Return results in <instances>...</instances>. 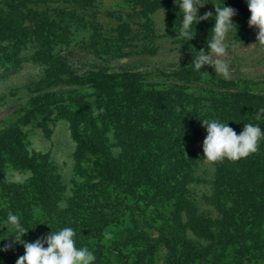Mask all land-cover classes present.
<instances>
[{
    "label": "rangeland",
    "instance_id": "rangeland-1",
    "mask_svg": "<svg viewBox=\"0 0 264 264\" xmlns=\"http://www.w3.org/2000/svg\"><path fill=\"white\" fill-rule=\"evenodd\" d=\"M19 2L25 5L22 13L14 11ZM225 3L236 9L233 20L237 25L236 34L230 35L237 46L229 48L223 57L229 65L227 75L215 72L211 65H205L202 70L191 65L194 49L204 48L207 51L205 42L213 20L210 17L198 23L196 36L188 43L186 38L178 35L175 38L180 22L173 0H0V223L9 211L20 214L30 228L22 238L31 242L45 238L51 229L58 230L63 226L74 228L75 224L63 216L66 209L75 214L74 219L84 216L91 219V227L97 223L103 225L102 215H105L104 218L116 215L123 221V226L110 224L102 232L105 235L103 239L91 231L76 232L77 246L86 243L94 254L99 248L95 246L97 241L102 239L101 242L110 245L117 240L120 231L126 234L133 224H140L139 229L144 236L151 235L150 239L159 237L160 225H156L162 221L156 218L159 216L162 219V214L171 211L174 203L161 204L158 198L153 203L147 197H152L153 191L146 194L144 189L140 194L146 198L144 203L147 208L143 207L141 214L135 211L133 216L139 223L133 220V210L129 211L125 205L132 204L134 200L125 191V183H122L127 181L130 157L127 148L117 141L112 127L106 126L103 138L98 132L89 136L91 139L84 140L96 143L94 146L100 145L99 152H84L83 155L77 152L78 141L73 134L71 117L87 105L92 112L95 111L98 91L88 82L92 81L88 76V67L94 64L104 65L105 73L115 75L113 81L108 80L112 88L107 87L110 90L107 93L111 92L113 100L124 90L121 75L131 73L142 78L139 82L148 83L147 88L155 91L157 102L169 101L172 105L183 102L177 110L178 114L187 115L189 111L190 116L195 113L196 125L188 131L184 128L186 132L180 135L178 147L183 156L194 155L196 161L199 160L196 175L206 182L191 183L188 188L202 215L212 220L222 218L209 204V197L214 192L211 181L215 179L216 166L204 159L202 143L206 130L200 120L220 115V111H214L212 100L234 93L231 99L235 102L229 108L249 99L251 110L248 107L244 112L250 113L246 115L259 123L262 120L259 108L264 95V42H257L258 30L245 23L239 0H225ZM208 10L214 11L211 3L199 9L201 14ZM32 11L41 13L36 16ZM54 32L64 41L62 51L69 48L74 53L68 59L69 63L79 67L74 71L70 65L66 66L63 78L58 72L60 80L57 84L48 71L49 66L37 59L38 52L46 51L41 39L54 35ZM92 33L96 34V45L93 47L94 40L89 36ZM247 94H253L255 98H249ZM193 103V106H188ZM182 108L186 109V113ZM229 108L226 113L228 118L235 112ZM219 119L222 120L221 117ZM229 126L235 130L233 125ZM93 129L83 131L91 134ZM99 164L122 166L121 174L106 180L104 175L107 174L99 172ZM35 166L37 171L33 168ZM50 171L57 172L64 185L63 191L56 194V201L54 187L41 182L40 178V172ZM119 175L121 183L118 182ZM86 185L100 189L98 198L95 195L92 200L94 196L86 193ZM117 202L119 205L110 210V205ZM65 215L70 216L68 213ZM94 215L97 216L95 220L92 219ZM149 221H155L156 225L147 224ZM182 224L188 225L185 214ZM183 228L188 237L205 243L207 238H204V233L196 237L187 227ZM3 231L6 228L0 230V239L11 233V230ZM168 238L172 239V236L168 235ZM211 239L219 237L215 234ZM210 241L208 238L205 244ZM5 242L0 240V244ZM141 243L137 241L131 247L140 251ZM23 252L22 245L0 252V264H15ZM148 255L145 257L139 252L131 254L127 264H172L173 261L163 242H158L156 249ZM119 256L117 248H113L94 264H121ZM239 257V252L226 249L221 260L227 261V264H237L238 259L239 264H264V256L251 258L249 263ZM186 264L202 263L188 261Z\"/></svg>",
    "mask_w": 264,
    "mask_h": 264
},
{
    "label": "trees",
    "instance_id": "trees-1",
    "mask_svg": "<svg viewBox=\"0 0 264 264\" xmlns=\"http://www.w3.org/2000/svg\"><path fill=\"white\" fill-rule=\"evenodd\" d=\"M239 4L245 23L249 26L250 12L247 4L245 0H239ZM24 8L25 5H21L19 2L14 11L22 13ZM32 13L37 16L41 12L32 11ZM52 34L54 35H48L41 39L40 42L46 51L44 53L38 52L39 56L37 59L49 66L48 71L55 77L54 81L57 84L60 80L58 72H61L59 76L63 78L65 67L69 65L73 67L69 60L74 53L69 48L63 52L64 47L61 44H64V41L62 37L58 36L56 32ZM89 36L92 40L96 38L95 33ZM91 45L92 47L95 46L96 41H92ZM103 66L94 64L88 67V76L92 79V81L88 82H91L96 91H98L95 111L92 112L90 106L87 105L84 107L85 109L77 111L75 117H71L73 134L78 141L77 152L82 155L84 152H99L98 148L100 145L94 146L96 143L92 144L84 140L98 132L100 138H103L106 133L105 129L111 126L117 141H120L122 146L127 148L128 156L130 157V166L127 168V181L122 183H125V191L134 200L132 204L125 205V208H128L129 211L133 210L131 216L135 215V211H139L141 214L143 207L147 208L144 203L146 198L140 194L144 189H146V194H150L151 191L154 193L152 197L147 196L149 201L154 203L158 198L161 204L173 202L174 208L162 214V219L159 216L156 218L162 223L158 225L155 224V221L147 223L156 226L160 225L158 238L150 239L149 236L151 235L144 236V232L139 229L140 224H133L131 228L126 230V234L123 235L120 231L119 235L116 236L117 240L110 245L101 242L105 238L102 232L110 224L122 227L123 221L119 217L114 215L113 217L104 218L105 215H102L101 223L103 225L97 223L96 226L91 227L93 225L91 219H86L85 216H75L76 219H74L73 216L75 214L70 213L69 209H66L64 215L62 214L63 212L61 215L75 224L74 229L78 234L84 231H91L95 236L102 238L95 244V246L99 247V251L97 250L95 253L97 254L96 260L99 261L105 256L107 251L117 248L120 253L121 264H127L131 254L139 252L142 256H149L148 253L156 249L158 242L159 244L163 242L168 247L169 252L173 256L172 264H186L188 261L202 264H227V261L221 260L226 249L239 252V258H245L248 263L251 262V258L263 257L264 139L260 140L257 151L245 158L211 161L216 166V173L214 175L215 179L211 181L214 192L209 197V204L215 207L222 218L212 220L205 217L193 201L192 194L188 188L191 183L206 182L203 177L196 175L199 160L196 161L194 155L183 156L178 147L180 135L186 132L184 128L188 131L193 128L194 124L196 125L194 120L196 118L194 117L195 113L190 116L188 115L189 111H187V115L184 114L185 116L178 114L177 110L183 102H174L173 105L169 101L164 103L157 102L155 91L152 88H147L148 83L139 82L142 78H137L131 73L121 75L124 90L116 100H113L110 98L111 92L107 93L110 91L107 87L112 88V83H108V80L113 81L115 75L105 73L106 69ZM73 68L75 71L79 67ZM135 81L136 83L134 84ZM233 95L234 93H227L222 99L212 100V107L214 111H220V115L216 114L214 118L219 119L221 117V121L233 125L235 131L239 134L243 129L244 123L257 122L246 115L250 113L244 112L248 107L251 110L252 106H249L251 104L249 99L245 100L241 105L235 104L232 108H229L235 102L234 99H231ZM237 95L243 94L238 93ZM247 96L255 98L253 94H247ZM262 99L260 108L264 107V95ZM193 105L194 103L188 106ZM227 107L231 111H235L229 118L226 116ZM183 111L186 113V109H183ZM261 116L262 120L258 124L264 129V113H261ZM238 126L240 127L238 128ZM85 127L94 129L91 134H87L86 131H83V129H87ZM83 137L84 139H82ZM121 167L108 164L98 165L99 170L101 169L100 173L106 172L107 175H104L106 180L108 178H116L117 173L121 174ZM33 168L36 169L38 167L35 166ZM40 174L41 182H46L49 186L54 187L55 196L53 197L54 201H56V194H60L64 189L60 175L52 171L50 173L40 172ZM120 176H118V182L121 183L122 178ZM85 191L91 197L94 196L92 200L95 199V195L98 198L100 193V189L98 187L95 189L94 185H88ZM105 191L106 189L103 188V192ZM54 205L56 207L55 203ZM118 205L119 202L111 204L110 210L113 211ZM122 205L124 206V204ZM67 213L70 215L69 217L65 215ZM98 214L101 215L99 212ZM184 214L188 218L187 226L182 224ZM96 217L94 215L92 219L95 220ZM133 217V220L139 223L135 216ZM183 227H187L196 237L199 236V233H204V238H207L204 240L207 241L209 238L211 240L210 243L205 244L206 241L203 243L199 240L191 239ZM192 234L190 235L192 236ZM215 234L219 239H211L214 238ZM168 235H171L172 239L174 238V243L172 239L168 238ZM144 238L146 239L144 240ZM137 241H142L139 246V248L141 247L140 251L131 247ZM247 241H249V245H247ZM80 246H86V243H80ZM237 246L238 250H236ZM236 262L239 264L240 260L238 259Z\"/></svg>",
    "mask_w": 264,
    "mask_h": 264
},
{
    "label": "clouds",
    "instance_id": "clouds-1",
    "mask_svg": "<svg viewBox=\"0 0 264 264\" xmlns=\"http://www.w3.org/2000/svg\"><path fill=\"white\" fill-rule=\"evenodd\" d=\"M179 15V37L186 38L187 43L196 36V25L207 21L211 17L212 28L206 39L207 51L204 48L194 49L191 65L202 70L205 65H211L215 72L228 74L229 65L223 59L229 48L237 45L230 39L232 33L237 32V25L233 20L236 9L226 5L225 0H173ZM211 3L214 11L200 13L199 9ZM250 17L248 24L258 30L257 42H264V0H245ZM162 8V7H161ZM161 15L164 18V9ZM164 22V20H163ZM164 30V29H163ZM237 36V35H236ZM186 44V43H185ZM264 113V107L259 109ZM205 127L206 136L202 143L204 159L218 161L223 159L239 160L257 151L258 144L264 139V129L258 123H244L239 134L218 118L201 119ZM38 225V224H37ZM47 225V224H45ZM11 233L0 244V252H7L16 245H22L24 252L18 256L15 264H94L96 256L87 246H77L76 230L71 226H63L58 230H50L45 238L29 241L24 237L30 230L22 216L9 211L0 223V230Z\"/></svg>",
    "mask_w": 264,
    "mask_h": 264
}]
</instances>
